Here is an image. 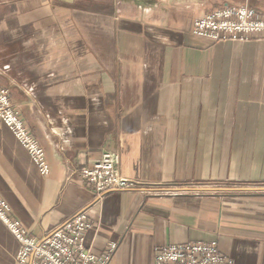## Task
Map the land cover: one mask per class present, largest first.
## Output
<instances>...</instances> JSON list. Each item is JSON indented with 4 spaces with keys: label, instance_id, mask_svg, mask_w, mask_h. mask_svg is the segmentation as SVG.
Instances as JSON below:
<instances>
[{
    "label": "crops",
    "instance_id": "crops-1",
    "mask_svg": "<svg viewBox=\"0 0 264 264\" xmlns=\"http://www.w3.org/2000/svg\"><path fill=\"white\" fill-rule=\"evenodd\" d=\"M231 5L264 18V0H0V89L49 165L0 122V196L31 236L84 212L109 264L212 241L264 264V39L192 33ZM105 151L132 185L97 197L79 172ZM18 247L0 221V264Z\"/></svg>",
    "mask_w": 264,
    "mask_h": 264
},
{
    "label": "built area",
    "instance_id": "built-area-1",
    "mask_svg": "<svg viewBox=\"0 0 264 264\" xmlns=\"http://www.w3.org/2000/svg\"><path fill=\"white\" fill-rule=\"evenodd\" d=\"M192 33L214 41L224 39H264V18L248 6H223L205 12L193 19ZM0 122L3 123L25 148L38 172H49L44 150L29 133L24 121L17 115L6 90L0 89ZM119 156L105 151L92 163L82 168L79 179L91 187L97 197L132 185L119 170ZM0 221L17 240L19 247L16 259L22 264H109L116 248L108 244L99 255L85 246V234L92 224L84 212H79L54 228L42 239L31 236L21 223L12 217L11 209L0 196ZM154 264H233L221 255L215 241L186 242L157 246Z\"/></svg>",
    "mask_w": 264,
    "mask_h": 264
}]
</instances>
